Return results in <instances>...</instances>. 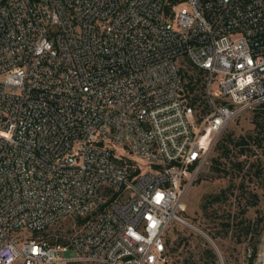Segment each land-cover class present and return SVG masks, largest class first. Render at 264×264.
I'll list each match as a JSON object with an SVG mask.
<instances>
[{"label": "built area", "instance_id": "1", "mask_svg": "<svg viewBox=\"0 0 264 264\" xmlns=\"http://www.w3.org/2000/svg\"><path fill=\"white\" fill-rule=\"evenodd\" d=\"M263 104L264 0H0V264H171L186 191Z\"/></svg>", "mask_w": 264, "mask_h": 264}, {"label": "rangeland", "instance_id": "2", "mask_svg": "<svg viewBox=\"0 0 264 264\" xmlns=\"http://www.w3.org/2000/svg\"><path fill=\"white\" fill-rule=\"evenodd\" d=\"M211 89L218 92L216 79ZM263 109L243 112L228 124L220 138L226 134L233 141L228 157L219 159L221 169L214 167L220 155L214 147L209 165L186 191L183 221L172 222L165 237L171 264H264V123L256 128L254 122ZM240 136L247 142L243 154L234 146Z\"/></svg>", "mask_w": 264, "mask_h": 264}, {"label": "trees", "instance_id": "3", "mask_svg": "<svg viewBox=\"0 0 264 264\" xmlns=\"http://www.w3.org/2000/svg\"><path fill=\"white\" fill-rule=\"evenodd\" d=\"M264 106V104L262 105ZM259 117V118H258ZM259 119H262L264 120V109L261 111V114H256L255 115V118H254V122H255V127H259V126H262L264 123V121H260ZM264 126V125H263ZM232 138L229 136V135H226L224 134V136L222 138H220L215 146V149L216 150H219L220 152V155L217 157V158H214L213 159V162H214V167H215V170L219 171L221 168H219V164H220V158H227L228 157V153L230 151V143H232ZM256 142H260V138H256ZM247 142L245 141V136H240V138L238 139V141L234 142V146L235 145H238L240 146V154H243L245 149H244V145H246ZM238 165H240L241 163L238 162L237 163ZM218 165V166H217ZM217 198V197H216ZM255 255V251H253V254L252 256L250 257H254ZM251 258V260H252Z\"/></svg>", "mask_w": 264, "mask_h": 264}, {"label": "bare ground", "instance_id": "4", "mask_svg": "<svg viewBox=\"0 0 264 264\" xmlns=\"http://www.w3.org/2000/svg\"><path fill=\"white\" fill-rule=\"evenodd\" d=\"M185 209V208H184Z\"/></svg>", "mask_w": 264, "mask_h": 264}]
</instances>
